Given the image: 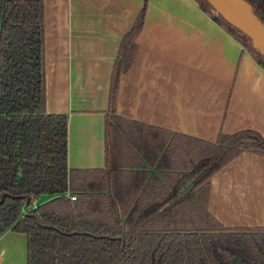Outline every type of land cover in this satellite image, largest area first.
<instances>
[{"label": "crops", "instance_id": "crops-1", "mask_svg": "<svg viewBox=\"0 0 264 264\" xmlns=\"http://www.w3.org/2000/svg\"><path fill=\"white\" fill-rule=\"evenodd\" d=\"M144 2L44 0L47 111L68 116L69 168L110 170L115 208L138 207L141 222H189L203 141L242 130L264 137V67L196 0H148L116 104L118 116L142 126L107 155L113 72ZM163 131L172 133L166 144ZM175 194L181 214L163 216ZM196 195L225 226H264V153L242 151ZM0 264H28L25 233L0 237Z\"/></svg>", "mask_w": 264, "mask_h": 264}, {"label": "trees", "instance_id": "trees-1", "mask_svg": "<svg viewBox=\"0 0 264 264\" xmlns=\"http://www.w3.org/2000/svg\"><path fill=\"white\" fill-rule=\"evenodd\" d=\"M147 1L116 60L105 128L107 155L127 129L142 126L118 116L116 104L119 79L133 60ZM196 1L264 67V56L249 36L206 0ZM245 1L264 23V0ZM164 134L166 144L172 133ZM203 142L188 193L198 205L189 212L192 221L141 222L144 211L138 207L115 208L110 170L69 168L68 116L47 111L44 0H0V197L9 193L0 203V237L7 231L25 233L28 264H264V226H225L196 199L197 190L206 188L242 151L264 153V137L242 130ZM23 195L31 198L26 210ZM41 196L53 198L34 206ZM177 196L163 216L181 214Z\"/></svg>", "mask_w": 264, "mask_h": 264}, {"label": "water", "instance_id": "water-1", "mask_svg": "<svg viewBox=\"0 0 264 264\" xmlns=\"http://www.w3.org/2000/svg\"><path fill=\"white\" fill-rule=\"evenodd\" d=\"M231 25L249 36L255 48L264 56V23L254 12L253 7L245 0H206ZM9 193L4 192L0 197L2 203ZM24 205V210L30 203V197ZM41 223V222H39Z\"/></svg>", "mask_w": 264, "mask_h": 264}, {"label": "built area", "instance_id": "built-area-1", "mask_svg": "<svg viewBox=\"0 0 264 264\" xmlns=\"http://www.w3.org/2000/svg\"><path fill=\"white\" fill-rule=\"evenodd\" d=\"M72 200H75L77 198V195L75 194H68Z\"/></svg>", "mask_w": 264, "mask_h": 264}]
</instances>
